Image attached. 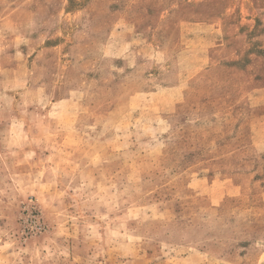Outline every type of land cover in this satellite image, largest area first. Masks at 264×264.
Listing matches in <instances>:
<instances>
[{
    "label": "rangeland",
    "instance_id": "374dc122",
    "mask_svg": "<svg viewBox=\"0 0 264 264\" xmlns=\"http://www.w3.org/2000/svg\"><path fill=\"white\" fill-rule=\"evenodd\" d=\"M0 264H264V0H0Z\"/></svg>",
    "mask_w": 264,
    "mask_h": 264
}]
</instances>
